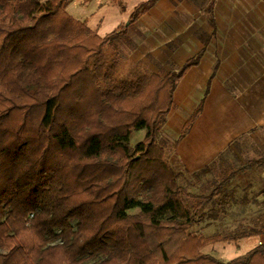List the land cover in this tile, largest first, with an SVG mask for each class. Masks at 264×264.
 Masks as SVG:
<instances>
[{"label": "trees", "instance_id": "1", "mask_svg": "<svg viewBox=\"0 0 264 264\" xmlns=\"http://www.w3.org/2000/svg\"><path fill=\"white\" fill-rule=\"evenodd\" d=\"M69 1L0 0V264H264V243L228 262L203 252L264 225L195 235L221 187L180 186L158 142L177 84L202 54L149 71L115 45L124 27L100 37ZM157 1L138 4L130 24Z\"/></svg>", "mask_w": 264, "mask_h": 264}, {"label": "crops", "instance_id": "2", "mask_svg": "<svg viewBox=\"0 0 264 264\" xmlns=\"http://www.w3.org/2000/svg\"><path fill=\"white\" fill-rule=\"evenodd\" d=\"M141 2L129 11L121 7L125 12L119 14L125 17H118L108 31L126 29L114 41L123 57L149 71L166 73L202 54L199 65L179 80L174 106L159 137L171 165L193 174L218 160L242 162L246 157L249 163L264 159V0H158L130 24ZM200 106V115L182 136ZM171 145L175 153L170 154ZM179 173H183L181 168ZM245 178L243 186L239 180ZM255 180L235 176L231 189L264 195V183ZM248 198L243 202L264 209V199ZM255 237L259 240L250 250L264 243V234Z\"/></svg>", "mask_w": 264, "mask_h": 264}, {"label": "rangeland", "instance_id": "3", "mask_svg": "<svg viewBox=\"0 0 264 264\" xmlns=\"http://www.w3.org/2000/svg\"><path fill=\"white\" fill-rule=\"evenodd\" d=\"M139 1L122 0V3L115 5L111 4L109 0H73L67 3L66 11L75 19L97 30L98 36L101 37L108 34V31L119 21L118 17L122 18L125 15L119 13H124L125 9L128 11L133 9V6ZM145 134L146 130L135 132L130 138V146L134 147L137 143L141 142ZM158 142L160 143V138ZM170 148V154L175 153L173 151L174 145L173 147L171 145ZM169 156L174 161L171 155ZM228 161L229 163H222L218 160L217 163L207 166L209 167L208 171L202 172L201 170L193 174L184 171V167L178 165L173 166L179 175L178 184L187 188L192 193L207 195L215 188L221 187L218 197L212 203L207 204L205 215L192 229V232L197 236L209 237L215 234L229 235L264 225V209H253L254 204H249L247 201L243 202L248 197V199L252 200L256 197L264 199V195H248L247 192H233L231 188L234 187V184L232 185L231 181L224 186L221 184L224 183L227 177H231L234 172L239 170L240 172L236 177H254V179H259L260 182L264 183V168L257 167L256 165L249 166L246 157L243 158L242 162L239 159ZM180 168L184 174L179 173ZM198 177L201 180H198ZM246 181V178L245 180H239V182L244 183L243 186ZM255 187H258V185L256 184ZM137 211L135 209L130 211V213ZM258 240L259 237H252L245 240H238L237 242L211 244L205 247L203 252L228 262L239 256H244L252 246L257 244Z\"/></svg>", "mask_w": 264, "mask_h": 264}]
</instances>
